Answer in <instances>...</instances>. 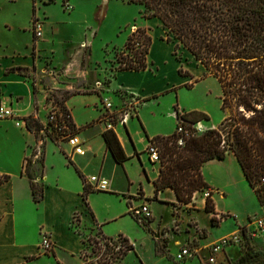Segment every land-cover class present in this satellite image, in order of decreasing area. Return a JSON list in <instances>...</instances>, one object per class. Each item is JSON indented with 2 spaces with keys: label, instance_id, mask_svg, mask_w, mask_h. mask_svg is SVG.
Here are the masks:
<instances>
[{
  "label": "crops",
  "instance_id": "0c3cea01",
  "mask_svg": "<svg viewBox=\"0 0 264 264\" xmlns=\"http://www.w3.org/2000/svg\"><path fill=\"white\" fill-rule=\"evenodd\" d=\"M3 1L11 2L12 0ZM28 27L31 30V20ZM84 43L85 41L78 47L67 46L62 58H58V52L54 46L48 47V42L44 37L38 40H34L32 37V41L25 51L15 49L11 52H0V105L12 108L14 111L12 118L0 117V173L12 176L9 181L0 185V264H32V261L41 257L39 246L43 232L50 235L54 243L53 253L62 264L68 254L81 257L84 249L82 235L76 232L72 226V219L76 211L81 213L82 219L86 222L95 223L96 220L105 235L110 237L126 236L134 245L136 244L135 251L137 252L136 248H139L136 242L137 238L121 228L127 223L141 228V223L134 214V209L138 208L134 205L136 200H160V204L169 205L161 201L165 199L170 201L172 206L180 202L175 191L170 188L160 191L156 196L154 181L159 176L160 166L150 160L147 151L150 143L148 136L163 135L164 132L152 129L148 124L144 129V120L139 110H134L124 124L118 123L114 128L129 159L120 164L107 149L103 137L106 127L100 121L106 110L103 99L109 98L114 104L113 109L119 110L124 107L125 102L116 93L118 89H123L137 97H142V99L149 97L150 94L141 96L139 90L126 85L124 77L126 70L118 71L117 76L109 83H104L107 75L105 72H98L97 76L91 75L89 62L86 63V68L83 67V56L82 54L78 55L84 50ZM12 67H24V70L7 72V69ZM142 71L145 72L147 69ZM69 74L78 76L75 80L76 84L62 82L63 77L69 80L67 78ZM95 80L99 81L101 87H97L98 84ZM50 90L69 95L63 101V105L72 114L76 133L84 142L85 153L71 155V147L66 141L58 142L53 138H46L48 140L45 145L43 173L36 179V182L44 187V198L41 202L36 203L33 199L30 182L26 176L22 175L25 159L30 155L31 146L39 144L36 134L27 128L26 119L32 116L34 121H39L43 127L46 125L49 106L54 101L48 97ZM113 94L119 97L117 101L114 100ZM169 114L175 117L178 122L176 113L169 111ZM17 122L20 124L17 125ZM215 126L217 125L209 123L210 128ZM139 137H142L144 144L141 143ZM54 155L63 160V165L57 164ZM69 159L74 164H71ZM33 160L34 162L37 160V155L33 156ZM229 160L238 162L235 154L230 153L226 159H213L202 167L204 179L213 191V198H215V194L222 197L223 192L220 190V182L210 175L209 168L215 165L226 166V162ZM149 162L156 172L153 176L150 174ZM138 163L143 169L140 179L133 176L129 167V165L132 167ZM77 169L85 179L99 174L109 181L108 190H93L88 195L89 207L94 217L84 202L82 195L84 179ZM145 179L152 188L151 193H147L145 190L143 182ZM164 192H170L172 196L163 198L161 195ZM99 194L111 200L104 206L105 211L103 212H99L95 207V201ZM114 200L119 202V207H115L111 203ZM201 200L203 202L201 207L204 208L206 201L202 198ZM150 209L152 217L148 222L151 230L173 222V209L166 217L164 214L157 215L152 204ZM113 224L116 225L113 226ZM143 230L145 234L143 239L146 242L148 238L151 240L155 256L159 258L160 262L163 261V264H168L165 256L156 254V241L152 239L150 230L144 229V227ZM212 236L213 232L210 230V235L207 238L199 239L198 246L203 249L204 255L207 254V247L222 237L205 243ZM173 238L171 242L174 245L177 246V243H181V240ZM185 238V243L191 242L187 237ZM257 240L264 245V238ZM171 242L168 249L173 245ZM185 243L179 244V248ZM236 247L239 248L238 255H236V258L239 259L243 254V250L239 246L229 247L223 253V257H219V259L223 261V258L227 257L230 251ZM141 259L143 264H146L142 256ZM190 261L193 264H201L200 259H190Z\"/></svg>",
  "mask_w": 264,
  "mask_h": 264
},
{
  "label": "rangeland",
  "instance_id": "374dc122",
  "mask_svg": "<svg viewBox=\"0 0 264 264\" xmlns=\"http://www.w3.org/2000/svg\"><path fill=\"white\" fill-rule=\"evenodd\" d=\"M30 20L31 30L28 27ZM37 21L43 23L44 36L42 35V37L48 42V47L54 46L58 52V58H62L67 46L78 47L85 41L84 50L78 54L83 56V67L86 68V63L89 62L91 75L97 76L98 72L107 73L104 83H109L117 76L116 73L119 71L117 58L123 55L122 52L128 37L139 29H144L146 34L152 38L148 54L150 66L145 72L127 71L124 75L125 84L139 90L141 96L150 94L144 99L138 97L139 102L135 105V110L140 111L144 120L143 127L146 128V124H148L150 128L164 132L163 135L174 133L177 129V120L169 114V111L176 113V107H179L182 113L190 110L207 113L210 116V121L198 122L203 123L202 132L210 128L209 123L218 126L223 121L225 117L221 99L223 92L217 78L212 75L205 76V67L187 49H180L181 58L177 59L173 54L174 44L163 39L165 30L160 21L156 18H145L141 5L129 3L127 0H36L35 3L34 0H12L11 2L0 0V52H11L15 49L25 51L32 41V37L34 40L41 39L34 32V23ZM77 77L74 74H69L67 76L69 80L63 77L62 82L74 84ZM95 82L98 84L97 87H101L99 81L95 80ZM116 93L129 106L131 96L134 94L123 89H118ZM66 96L69 95L56 90H50L48 94L49 99L60 104ZM113 98L117 101L119 97L113 94ZM198 123L189 125L196 129ZM36 136L39 144L31 146L28 157L37 155L38 159L48 137L42 132ZM139 138L143 143L142 137ZM34 153L36 155H33ZM53 157L57 164L63 165V160L59 156L54 155ZM156 163L160 166V161ZM149 165L150 174L153 176L156 172L151 163ZM36 166L40 165L37 163ZM129 167L133 176L140 179V175H143L140 164L132 167L129 165ZM209 172L220 182V190L223 192L222 197L216 194L215 198L212 197L213 201L215 199V212H207L206 206L201 207L203 203L201 198L206 201L208 198L206 192L207 190L211 191L210 187L197 191L193 201L189 204L178 202L172 206L171 202L165 199L161 201L169 205L160 204V200H136L134 204L136 207H140L144 203L150 207L152 204L156 214H164L165 217L173 209L174 220L167 225H160L155 230L149 228L148 220L152 216L148 220L142 218L140 229L139 226L135 227L131 223L121 227L133 234L139 245V248H136L138 253L132 251L127 254L122 261L123 264H143L141 256L146 264H163V261L160 262L159 258L155 256L151 240L148 238L146 242L143 239L145 235L143 227L150 230L152 239L156 241V254L165 256L168 264H193L190 260L179 261L176 259L180 249L178 245L185 243V237L188 241L199 245V239L207 238L211 230L213 236L205 242L209 243L213 239L228 235L245 225L252 228L250 223L256 218L264 216V204L260 203L237 161L229 160L223 167L210 166ZM143 182L146 192L151 193L152 188L147 179ZM257 184L262 188L261 193L264 194V184L261 182ZM161 196L170 198L172 194L164 192ZM196 197L197 200H195ZM109 199L99 194L95 201L96 209L99 212L105 211L104 206L111 201ZM111 203L115 207H119L118 201L114 200ZM213 217L219 221L217 225L212 224ZM115 225L113 224V226ZM72 226L80 232L82 239L88 245L84 258L89 262L100 254L99 247L95 242L98 227L95 223H89L83 219L80 221L76 219ZM29 237H32L31 234ZM172 237L181 240V243H177V246L174 245L171 242ZM261 238H264L262 234L252 235L244 242L242 246L244 253L249 248L256 252V256L245 264H262L264 245L257 240ZM170 242L173 245L168 249ZM118 244L120 246L121 243ZM238 252V247L233 248L230 251L232 255L230 256L229 253L227 257L223 258L224 264H238L239 259L236 258ZM39 254L41 257L32 261V264H62L55 254L43 251L40 246ZM219 257L222 258L223 253ZM80 258L79 255L68 254L64 259V264H82L83 258L81 260Z\"/></svg>",
  "mask_w": 264,
  "mask_h": 264
},
{
  "label": "trees",
  "instance_id": "16d2710c",
  "mask_svg": "<svg viewBox=\"0 0 264 264\" xmlns=\"http://www.w3.org/2000/svg\"><path fill=\"white\" fill-rule=\"evenodd\" d=\"M127 1L141 5L145 18L158 19L165 30L163 39L174 44V56L180 59L179 50L187 49L205 67V76L217 78L223 92L221 99L225 117L218 126L185 137L183 144L179 143L181 133L177 129L170 135L148 136L150 143L158 146L160 155V173L154 181L156 196L170 188L181 203H191L197 191L209 187L202 173L203 165L213 159L224 160L228 154L234 153L260 203L264 204L262 188L257 184L264 177V0ZM151 44L152 38L144 29L131 34L124 45L123 55L117 58L118 70L148 69ZM17 70L22 71L24 67L8 68L7 72ZM58 104L67 111L63 102ZM175 111L177 127L180 120L189 127V124L210 120L207 113L198 110L182 113L176 107ZM26 126L36 135L43 128L32 116L26 119ZM103 137L107 149L118 163L123 164L129 159L113 129H106ZM44 161L43 145L41 156L35 162L33 157H26L22 171L30 182L36 203L44 198V187L36 182L42 176ZM69 161L74 164L71 159ZM77 170L85 184V177ZM11 178L9 174L0 173V185ZM93 190L85 184L82 195L94 217L88 202V195ZM212 196L206 199L207 212H215ZM76 219H82L79 211L74 214L72 225ZM218 222L213 217L212 224L217 225ZM95 224L98 227L95 242L102 256L87 262L84 256L88 245L83 240L82 264H123L126 255L135 251V245L124 235H105L96 220ZM254 256L256 252L249 248L243 252L238 264L250 262Z\"/></svg>",
  "mask_w": 264,
  "mask_h": 264
},
{
  "label": "built area",
  "instance_id": "2783aa9c",
  "mask_svg": "<svg viewBox=\"0 0 264 264\" xmlns=\"http://www.w3.org/2000/svg\"><path fill=\"white\" fill-rule=\"evenodd\" d=\"M34 32L37 37L41 38L43 35V23L37 21L34 23ZM139 102L136 95H132L130 99V104L124 105L123 110H114V104L109 98L103 99V105L106 109L102 114L100 121L104 123L106 129H113L119 124H124L132 115L135 110V105ZM122 110V111H121ZM121 111V112H120ZM120 115L118 117V113ZM0 117L1 118H12L14 117V111L12 108L0 105ZM184 121H181L177 127L181 137L179 138V143H184V138L189 137L194 133H199L203 131V126L198 123L196 129L185 126ZM20 123L17 122V125ZM73 117L69 110L65 111L62 109L61 105L52 101L49 106L47 113V122L43 127L41 132L49 138H53L58 142L66 141L71 147V155L74 154H84L85 147L84 142L81 140L79 135L76 133V128L73 126ZM194 126V125H193ZM150 160L153 162L160 161L159 148L154 143H149L147 148ZM261 183L264 184V177L261 179ZM85 184L91 186L94 190L105 191L109 189V181L105 177L95 174L86 179ZM210 190H207L206 196H211ZM134 214L141 222L142 218L148 220L152 216L151 209L147 203L134 209ZM249 225L240 227L228 235H224L219 239H216L211 245L207 247V254H203V249L195 244L193 241L187 242L180 246V249L176 255V259L179 261L183 260H193L200 259L201 264H224L223 261L219 259L221 253H225L226 250L231 246H239L242 248L244 242L250 236H256L257 234H262L264 236V216L256 218ZM40 247L43 251L51 253L54 250V243L46 232L41 234ZM119 248V247H118ZM102 254L100 253L96 258H100ZM264 264V262H263Z\"/></svg>",
  "mask_w": 264,
  "mask_h": 264
},
{
  "label": "bare ground",
  "instance_id": "6f19581e",
  "mask_svg": "<svg viewBox=\"0 0 264 264\" xmlns=\"http://www.w3.org/2000/svg\"><path fill=\"white\" fill-rule=\"evenodd\" d=\"M200 125H201V126H203V123H202V122H200Z\"/></svg>",
  "mask_w": 264,
  "mask_h": 264
}]
</instances>
